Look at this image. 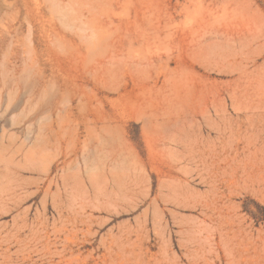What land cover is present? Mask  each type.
<instances>
[{
    "label": "rangeland",
    "instance_id": "rangeland-1",
    "mask_svg": "<svg viewBox=\"0 0 264 264\" xmlns=\"http://www.w3.org/2000/svg\"><path fill=\"white\" fill-rule=\"evenodd\" d=\"M0 264H264V0H0Z\"/></svg>",
    "mask_w": 264,
    "mask_h": 264
}]
</instances>
